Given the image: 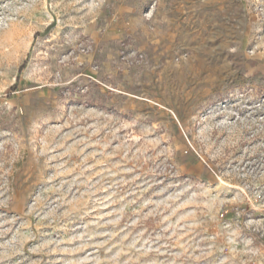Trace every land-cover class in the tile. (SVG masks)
<instances>
[{
    "label": "rangeland",
    "instance_id": "rangeland-1",
    "mask_svg": "<svg viewBox=\"0 0 264 264\" xmlns=\"http://www.w3.org/2000/svg\"><path fill=\"white\" fill-rule=\"evenodd\" d=\"M0 264H264V0H0Z\"/></svg>",
    "mask_w": 264,
    "mask_h": 264
}]
</instances>
